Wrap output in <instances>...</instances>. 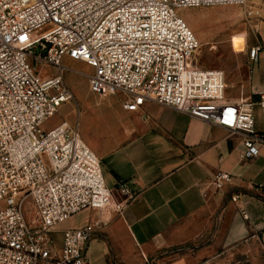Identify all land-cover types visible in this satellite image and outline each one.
<instances>
[{
  "label": "built area",
  "instance_id": "1",
  "mask_svg": "<svg viewBox=\"0 0 264 264\" xmlns=\"http://www.w3.org/2000/svg\"><path fill=\"white\" fill-rule=\"evenodd\" d=\"M255 1L0 0V264H90L93 226L60 227L84 210L111 208L121 215L137 196L121 182L106 187L100 161L77 125L43 129L65 104L79 114L63 83L64 58L91 69L93 95L121 94L129 112L147 102L171 107L239 137L240 161L258 156L264 92H253L256 100L228 101L224 71L196 66L199 42L178 15L182 9L237 6L259 18L261 0ZM261 50L248 47V59L257 62ZM38 66L55 73L42 78ZM231 179L217 171L210 186L220 192ZM253 190L264 206V186Z\"/></svg>",
  "mask_w": 264,
  "mask_h": 264
},
{
  "label": "crops",
  "instance_id": "2",
  "mask_svg": "<svg viewBox=\"0 0 264 264\" xmlns=\"http://www.w3.org/2000/svg\"><path fill=\"white\" fill-rule=\"evenodd\" d=\"M260 5L252 38L244 34V50L233 52L243 60L245 80L229 83L224 73L230 102L264 92V0ZM253 45L262 47L257 62L247 57ZM69 90L79 114L65 104L74 117L56 125H77L103 166L107 188L121 182L137 195L121 215L84 210L60 227L93 226L90 264H264V206L253 190L264 186V145L258 156L240 161V138L215 125L154 102L125 111L121 94L96 96L85 85L76 94ZM217 171L232 176L220 192L210 186ZM55 238L59 244L60 234Z\"/></svg>",
  "mask_w": 264,
  "mask_h": 264
},
{
  "label": "rangeland",
  "instance_id": "3",
  "mask_svg": "<svg viewBox=\"0 0 264 264\" xmlns=\"http://www.w3.org/2000/svg\"><path fill=\"white\" fill-rule=\"evenodd\" d=\"M249 5H254L255 0H248ZM179 17L186 23L196 36L199 48L193 56V62L202 69H220L227 76V82L245 80V67L242 58L233 54L244 50V34L246 40L254 34L255 17H247L244 8L237 6H213L178 11ZM260 17V15H259ZM47 29L44 28L42 32ZM65 68L63 83L76 94L77 91L88 86L87 77L91 69L83 63L63 61ZM42 78L55 73L53 68H39ZM75 99V97H74ZM75 101H77L75 99ZM70 105V104H66ZM73 105V104H72ZM62 109V108H61ZM43 125L48 130L61 119H71L74 115L71 109L64 107ZM78 130V127H77ZM103 166L100 163L102 176ZM105 178V175L103 179Z\"/></svg>",
  "mask_w": 264,
  "mask_h": 264
}]
</instances>
